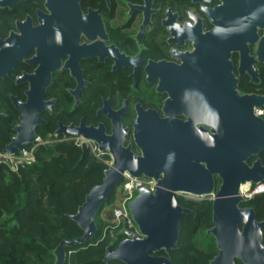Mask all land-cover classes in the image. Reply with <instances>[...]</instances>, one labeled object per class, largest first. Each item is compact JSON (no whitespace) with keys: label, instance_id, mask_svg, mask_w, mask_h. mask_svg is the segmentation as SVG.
Listing matches in <instances>:
<instances>
[{"label":"flooded vegetation","instance_id":"af4514ba","mask_svg":"<svg viewBox=\"0 0 264 264\" xmlns=\"http://www.w3.org/2000/svg\"><path fill=\"white\" fill-rule=\"evenodd\" d=\"M4 40L6 58L18 53L0 80L15 125L11 98L25 102L28 77L49 75L35 132L49 129L47 139L75 146L84 135L141 155L133 139L139 108L160 118L164 102L168 112L212 110L215 94L233 80L240 94L264 95V0H0ZM190 63L198 66L194 77L210 81H189ZM193 92L205 94L187 101ZM258 109L264 106L254 115ZM261 155L264 149L258 155L264 164ZM213 176L215 192L220 180Z\"/></svg>","mask_w":264,"mask_h":264},{"label":"water","instance_id":"95a60500","mask_svg":"<svg viewBox=\"0 0 264 264\" xmlns=\"http://www.w3.org/2000/svg\"><path fill=\"white\" fill-rule=\"evenodd\" d=\"M17 55L6 58L5 40L0 43V80L13 68ZM198 71L197 64L190 63L188 80L210 81V78L194 77ZM28 81L25 102L11 98L19 112L18 124L13 127L14 135L0 156V161L10 167L11 156L24 154L25 148L38 140L35 127L43 122L39 112L47 103L44 95L49 75L40 80L32 74ZM233 82L228 91L218 90L217 106L212 110L207 106L200 110L185 108L168 112L170 105L164 102V117L160 118L153 110L139 108L133 124V139L141 155H133L129 146L123 147L120 142L115 148L103 138L82 135L99 151L108 153L110 161L103 170L101 183L91 187L76 212L69 215L82 230L81 237L60 241L52 250V264H65V247L84 244L95 235L96 213L123 174L151 178L154 187L152 191L143 185L136 187L127 208L137 233L121 231L123 238L115 248L112 243L106 247L104 262L172 264L169 257L177 247L181 217L192 213L177 203L175 195L188 193L198 197L213 195V224L206 233L213 237L217 252L209 264H236V259L243 264H264V219L258 221L252 207L240 206L249 198L239 191L243 184H248L249 192L253 185L264 182V164L258 156L264 149V117L254 115V108L264 106V95L240 94L236 80ZM198 88L199 84L192 86L193 91ZM204 94L193 92L186 99L193 102ZM176 114H183L187 119H175ZM86 147L85 143L81 144L82 153ZM251 157L255 159L248 164ZM213 175L220 180L215 192ZM160 251L165 255H157Z\"/></svg>","mask_w":264,"mask_h":264},{"label":"trees","instance_id":"16d2710c","mask_svg":"<svg viewBox=\"0 0 264 264\" xmlns=\"http://www.w3.org/2000/svg\"><path fill=\"white\" fill-rule=\"evenodd\" d=\"M5 82L1 81L0 85ZM5 98V96H4ZM0 153L13 135L17 113L5 105L0 94ZM49 129L38 132L45 140ZM31 164L18 163L16 170L0 162V264H52V250L62 240L81 237L82 230L70 219L91 187L100 184L107 164L89 151L82 153L72 142L52 141L38 145ZM109 160V156H104ZM264 159V155H261ZM116 185L97 211L95 235L86 243L65 247V264H124L119 260L104 262L106 247L113 248L123 238L112 241L104 230L108 224L101 211L115 197ZM264 183V182H263ZM190 209L180 220L177 247L171 251L172 264H209L217 249L211 234V201L177 198ZM240 206L252 207L257 220L264 219V192ZM111 215V213H110ZM119 233V230H115ZM264 243V226L262 227ZM157 254L165 255L163 251ZM236 264H243L235 260Z\"/></svg>","mask_w":264,"mask_h":264},{"label":"built area","instance_id":"2783aa9c","mask_svg":"<svg viewBox=\"0 0 264 264\" xmlns=\"http://www.w3.org/2000/svg\"><path fill=\"white\" fill-rule=\"evenodd\" d=\"M255 114L256 116H262L264 114V110L263 109L255 110ZM48 142H50V139L42 140L38 136V140L35 143L25 148L26 150L24 154L18 153L10 157L12 163L11 167L5 161H0V162L6 163L9 166V168L13 171L16 170V166L18 163L24 162L25 164H31L34 161L33 152L35 148L38 145L46 144ZM76 143L79 147L81 146L82 143H85L87 146L86 148L96 159L102 160L108 165L109 160H105L104 158V156L106 155L105 152L99 151L97 149V146L92 141L84 140L82 142L77 141ZM1 155L2 152L0 153V156ZM139 185H143L146 188L152 190L153 180L151 178L144 176H140L139 178H134L128 174H123L120 183L118 184L119 192L116 193L114 200L110 205L112 225H108L107 227H108L109 236L111 237L112 241H116L119 237L123 236L120 235V232L123 230L127 232L137 233L136 226L129 214L127 203L136 194L135 189ZM263 192H264V183H259L251 187L248 196L260 194ZM182 194H188V193H182ZM192 197L199 198L198 196H192ZM109 226H112V228H109ZM115 230H119V233L115 232Z\"/></svg>","mask_w":264,"mask_h":264},{"label":"rangeland","instance_id":"374dc122","mask_svg":"<svg viewBox=\"0 0 264 264\" xmlns=\"http://www.w3.org/2000/svg\"><path fill=\"white\" fill-rule=\"evenodd\" d=\"M251 190V189H250ZM119 192V188H118V186L116 187V191H115V195H116V193H118ZM250 192V191H249ZM249 192H246L243 196L246 198V197H248V195H249ZM178 195H182L183 197H185V198H187V199H196V200H198L199 201V199H201L202 197H199V198H196V197H192V196H194V195H192V194H190V195H188V194H182V193H179ZM192 195V196H191ZM111 205V204H110ZM110 205L109 206H106L105 208H103V210H102V216H103V219H104V221H106V223L108 224V225H112V221H111V215H110ZM109 228H112V226H109ZM105 234L104 235H106V232L108 233V227L106 226V228H105ZM108 235H109V233H108Z\"/></svg>","mask_w":264,"mask_h":264},{"label":"bare ground","instance_id":"6f19581e","mask_svg":"<svg viewBox=\"0 0 264 264\" xmlns=\"http://www.w3.org/2000/svg\"><path fill=\"white\" fill-rule=\"evenodd\" d=\"M247 188H248V184L241 185L240 188H239L240 193H243V194L246 193L247 192Z\"/></svg>","mask_w":264,"mask_h":264},{"label":"crops","instance_id":"0c3cea01","mask_svg":"<svg viewBox=\"0 0 264 264\" xmlns=\"http://www.w3.org/2000/svg\"><path fill=\"white\" fill-rule=\"evenodd\" d=\"M101 214H102V211H101ZM102 219H103V216L101 215Z\"/></svg>","mask_w":264,"mask_h":264}]
</instances>
